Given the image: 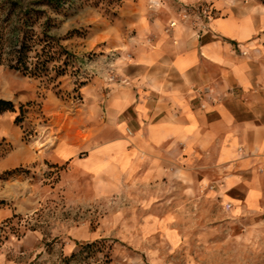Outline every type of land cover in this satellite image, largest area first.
Wrapping results in <instances>:
<instances>
[{"label": "crops", "instance_id": "obj_1", "mask_svg": "<svg viewBox=\"0 0 264 264\" xmlns=\"http://www.w3.org/2000/svg\"><path fill=\"white\" fill-rule=\"evenodd\" d=\"M202 1L215 16L164 0H123L114 18L78 10L83 35L60 41L98 56L81 130L57 132L44 156L68 164L71 189L137 203L120 238L142 264H178L167 256L198 237L220 250L264 234V0ZM11 118L0 115V135Z\"/></svg>", "mask_w": 264, "mask_h": 264}, {"label": "rangeland", "instance_id": "obj_2", "mask_svg": "<svg viewBox=\"0 0 264 264\" xmlns=\"http://www.w3.org/2000/svg\"><path fill=\"white\" fill-rule=\"evenodd\" d=\"M122 1L0 0V99L9 100L14 107L0 113L12 117L10 129L0 135V264H59L61 256L72 253H78L77 258L66 264H107L106 254L110 264L129 260L142 264L151 259L143 249L120 238L127 222L139 219L136 213L125 212L129 206L135 210V201L125 203L118 194L92 197L86 188L71 189L75 176L68 164H53L44 156L57 132L74 130V122L78 124L75 130H81V122L73 117L81 106V85L93 69L90 63L98 56L96 50L71 51L60 41L83 35L85 29L76 26L78 10L96 8L102 16L114 18ZM164 1L179 3L182 14L203 16L210 7L202 0ZM22 37L28 44V62L41 46L50 53L47 70L38 77L10 67V51ZM51 37L54 44H49L50 49ZM56 44L70 56H63ZM77 190L88 198L86 202L75 201ZM253 237L255 240L243 237L241 244L227 242L220 250L217 245L209 250L198 237L167 257L177 258L178 264H264V234ZM94 241L100 251L89 253L84 245Z\"/></svg>", "mask_w": 264, "mask_h": 264}, {"label": "trees", "instance_id": "obj_3", "mask_svg": "<svg viewBox=\"0 0 264 264\" xmlns=\"http://www.w3.org/2000/svg\"><path fill=\"white\" fill-rule=\"evenodd\" d=\"M45 34V32H43ZM1 36H0V48L2 46L1 44ZM54 38L51 37V42L49 41L48 45L50 43L54 44ZM47 43L45 42V46H47ZM57 43V42H56ZM58 45V44H56ZM50 49L52 48L51 45ZM47 47L41 46L40 49L37 50L36 54L32 57V61L28 62V59L30 58L27 53L26 50H28V44L27 41L25 40L24 37H22L20 39V43L18 42V46L16 48H12V50L10 51V53H12V59L11 61L13 63H10V67L15 69V70H21L23 73L29 74L31 76H35L38 77V75L41 74V71L47 70L46 66L47 64L51 61L50 59V53L48 50H46ZM59 48V52H61V54L64 56L66 55V58H68L69 53L67 51H65L62 47H60L58 45ZM52 55L54 53H51ZM28 63H30L31 66H28ZM5 110H14L13 105L11 104V102L9 100H2L0 99V113L4 112ZM14 121L16 122L17 119H14ZM1 204V202H0ZM83 248V246L81 247ZM84 248H86L89 253H94L95 251H100L99 250V246H98V242L94 241L92 243H87L86 245H84ZM78 254V253H77ZM77 254L76 253H72L69 256H61L60 257V263L59 264H66L67 262H69L70 260H74L77 258ZM106 258V262L107 264L111 263V260L108 256V254L105 255Z\"/></svg>", "mask_w": 264, "mask_h": 264}, {"label": "built area", "instance_id": "obj_4", "mask_svg": "<svg viewBox=\"0 0 264 264\" xmlns=\"http://www.w3.org/2000/svg\"><path fill=\"white\" fill-rule=\"evenodd\" d=\"M211 12H212V8L211 7H209V9H205L204 10L205 16L208 17V18H210L212 16ZM263 33H264V30H263ZM261 44H263V46H264V40H262Z\"/></svg>", "mask_w": 264, "mask_h": 264}]
</instances>
